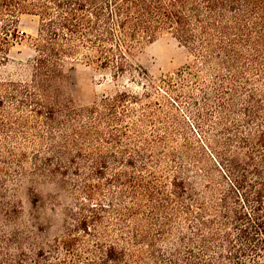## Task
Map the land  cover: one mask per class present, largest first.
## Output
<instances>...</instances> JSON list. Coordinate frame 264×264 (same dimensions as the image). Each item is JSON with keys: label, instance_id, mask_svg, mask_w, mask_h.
Returning <instances> with one entry per match:
<instances>
[{"label": "rangeland", "instance_id": "rangeland-1", "mask_svg": "<svg viewBox=\"0 0 264 264\" xmlns=\"http://www.w3.org/2000/svg\"><path fill=\"white\" fill-rule=\"evenodd\" d=\"M42 17L35 10L16 12L12 34L0 52V120L7 125L23 122L22 126L0 129V206L6 209L3 204L8 202L13 206L12 217L18 218L1 232L3 239H12L13 229L23 235L25 224L35 243L33 250L25 246L32 263L34 248L53 251L59 247L58 254L51 252L45 257H67L69 264H85L83 260L99 255L90 252L97 241H113L128 254L127 263L121 264H235L237 257L251 264L250 252L229 254L233 250L227 247L224 234L229 233L238 246L235 226L241 222L235 224L232 212H224V200L228 207L235 204L227 159L232 155L229 151L238 150L241 157L239 153L247 149L238 147L239 137L248 129L243 111L249 88L264 85V74L246 73L250 84H244L243 78L235 82L242 87L234 112L225 120L216 112V102L209 109L203 104L212 95L204 90L214 86L217 74L205 71L187 45L162 31L133 50L129 56L132 67L123 71L87 59L89 52L66 58L61 112L50 116L42 109L37 114L29 105L20 106L12 83L28 81L32 75ZM188 65H194L199 79L186 75ZM219 72L225 76L227 71ZM168 80L172 88L167 87ZM223 97L230 101L229 96ZM193 100L203 117L192 112L196 108L190 110ZM64 104L73 107L74 113ZM91 106L97 108L94 113L84 111ZM225 127H232V133ZM82 135L89 137V142ZM228 137H233V144L225 146ZM99 161L106 162L101 170ZM19 166L31 172L36 182L16 183ZM38 168H44L45 174L35 175ZM129 175L161 189L155 203L165 204L162 199L169 195L167 211L154 213L149 197L141 195L143 190L133 198ZM177 178L185 181L188 194L175 195ZM83 187L93 195L87 196ZM192 192L198 195V202L189 199ZM200 203L205 212L199 209ZM130 211L135 212L132 217ZM83 219L87 232L83 231ZM201 220L211 228L196 230ZM102 229L114 238L93 236ZM135 233L138 240H134ZM69 236L77 239L79 259L61 247ZM203 241L210 245L207 250ZM132 247L140 249L143 260L129 255ZM11 252L12 257L17 255L16 250ZM254 258L264 264L262 254Z\"/></svg>", "mask_w": 264, "mask_h": 264}, {"label": "trees", "instance_id": "trees-1", "mask_svg": "<svg viewBox=\"0 0 264 264\" xmlns=\"http://www.w3.org/2000/svg\"><path fill=\"white\" fill-rule=\"evenodd\" d=\"M22 10H35L43 16L40 26L41 41L38 43L37 56L33 60L30 79L12 85L20 98L18 100L20 106L29 105L37 114L41 113L42 109H45V113L50 116L61 112L62 67L66 58L73 59L74 55L89 52L91 57L85 55L87 59L112 65L117 71H123L126 67H132L129 56L133 50L143 42L152 41L162 31L172 33L179 42L187 45L201 61L205 71L217 74L214 86L204 90L206 95H212L206 97L203 104L209 109L212 103L216 102L215 110L225 120L230 117L231 112H234L232 107L238 98L236 97L238 89L242 87L235 82L243 78L244 84H250L246 73L264 74V0H0V52L4 51L8 37L12 34L10 30L16 12ZM138 70L148 75L142 67ZM222 70L227 71L225 76H221L219 71ZM184 72L189 77L200 78L194 70V65L186 66ZM166 84L167 87L173 86L170 80ZM259 86L249 88L248 101L243 111L248 129L239 137L238 147L241 150L247 149L239 153L241 157L237 155L238 150L229 151L232 155L227 159V167L234 180L230 192L236 195L235 204L228 207L227 200H224V212H232L235 224L241 222L239 226H235L239 231L238 246H235V241L231 240L229 233L224 234L227 247L233 250L229 254L247 255L249 254L247 252H250L253 256L250 257L251 264H258L255 256L260 254L264 256V85ZM224 95L229 96L230 101H226ZM64 105L68 107V111L73 112V107ZM189 108L190 110L196 108L192 112H196L199 118L203 117V112L199 111L198 104L194 100ZM96 109V106H91L84 111L94 113ZM1 121L0 129L3 130L23 124L17 121L13 125H7ZM231 128L224 129L231 134ZM82 136L89 142V137ZM233 140V137H228L225 146L233 144L231 143ZM105 164V161H99L98 170H101ZM45 172L44 168H38L35 175L42 176ZM32 176L31 172L19 166L18 176L14 180L16 183L24 180L36 182L37 179ZM127 181L133 189V198H137L139 190H143L141 195L145 193V196L149 197L154 213L167 211L165 205L170 197L169 195H165L163 199L160 197L166 201L165 204L155 203L161 189L154 183H142V178L132 175L127 177ZM58 184L62 186L61 182ZM184 184L182 178L176 179L175 195L185 192ZM83 189L87 196L93 195L88 187ZM197 196L192 192L189 199L198 202ZM4 205L6 209L0 206L2 217L0 264H69L67 257H57V259L45 257L51 252L58 254L59 247L53 251H46L42 247L34 248V261L30 262L26 247L28 250L30 248L33 250L35 243H32L33 236L25 224H23L25 227L23 235L13 229L12 239H3L1 232L18 219L12 217L13 206L10 207L8 202ZM182 206L185 209L189 208L187 205ZM244 208L249 209L245 211ZM199 209L205 212L206 207L200 203ZM130 213L131 215L129 213L127 215L131 217L135 214L133 211ZM81 222L83 231L87 232L85 220ZM198 222L200 228L196 226V230L211 228L209 222L203 220ZM93 236L111 238L110 240L114 238L113 234L105 229ZM119 238L123 243H129L127 239ZM134 238L138 240L136 233ZM76 240L75 236H69L64 242L62 241L61 247L65 249V253L79 259L80 255L75 250ZM183 242L187 243L184 239ZM202 243L205 250L210 247L206 241ZM116 244L113 241L107 244L97 241L96 248L90 252L94 254L97 251L99 255H96L95 259L83 260V262L85 264L127 263L128 254L125 247H117ZM82 247L88 248L85 244ZM13 250L17 251L15 257L11 255ZM234 250L235 253H232ZM129 255L143 260L140 249L136 250L135 247H132ZM234 263L246 264L238 257Z\"/></svg>", "mask_w": 264, "mask_h": 264}]
</instances>
